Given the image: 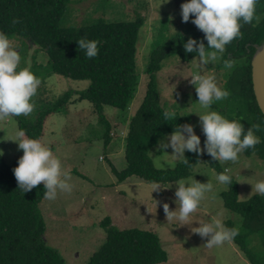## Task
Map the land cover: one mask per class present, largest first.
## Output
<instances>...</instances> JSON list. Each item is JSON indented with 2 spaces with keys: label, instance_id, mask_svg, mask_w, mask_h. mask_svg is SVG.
<instances>
[{
  "label": "rangeland",
  "instance_id": "1",
  "mask_svg": "<svg viewBox=\"0 0 264 264\" xmlns=\"http://www.w3.org/2000/svg\"><path fill=\"white\" fill-rule=\"evenodd\" d=\"M186 2L188 0H72L60 18L59 23L63 26L88 24L99 17L119 20L141 15L144 18L136 39L135 66L140 77L134 96L124 110L109 105L102 107V114L110 126L109 141L105 143V126L99 121L92 103L85 99L75 100L77 94L60 111L46 116L40 134L35 138L52 148L62 166L69 171L72 178L70 183L74 186L71 193L58 192L55 200L43 198L38 203L46 224L43 237L47 243L59 249L66 264L87 263L104 239L105 233L99 222L105 216L120 229L140 227L154 230L166 251V260L155 264H249L232 241L208 248L206 242L210 237H201L192 232V228L199 227L200 222H211L213 218L222 223L224 219H232L237 228L242 221L239 214L223 206L220 193L225 184L217 180V174L206 161L200 160L193 165L187 177L166 184L146 182L135 176L117 182L110 168L113 165L120 170L125 166L124 134L127 122L146 93V66L152 49L175 32L190 35L198 30L192 22L194 15L190 16L188 22H183L181 6ZM8 37L20 53L19 67L29 68L42 80L33 98V112L22 117L33 120L39 109L66 91L88 87L89 80L72 79L52 72L48 54L43 48L15 34ZM218 55L216 62L201 66L198 55L183 60L174 53L163 60L162 68L157 73L162 107L170 115H178L194 126L201 138V147L205 145L206 136L198 113L216 111L224 114L212 105L209 109L201 107L196 86L191 80L198 74L213 76L218 86L223 88L231 69L225 68L224 64L219 65L223 54ZM230 60L233 66L236 65L237 58ZM18 132L16 116L0 121V154L6 163H11L22 151L19 142L14 141ZM172 133L162 135L147 147L154 165L157 167L159 163L158 168H172L165 162L163 152L157 150L158 141L166 135L170 137ZM167 152V158L171 159L173 149L169 147ZM221 165L224 169H230L229 174L237 181L239 200L251 196L253 184L264 180V160L254 153L247 155L241 152L236 162ZM181 180L186 184L210 181L213 185L212 190L205 194L198 211L190 217L192 223L183 226L175 221L168 222L163 209L164 203H168L171 210L178 207L175 192ZM157 184L168 188L153 191ZM148 207L152 213L147 211ZM254 235L258 234L247 237L248 246L255 251L258 250L256 245L263 249L259 238ZM252 236L253 241H250Z\"/></svg>",
  "mask_w": 264,
  "mask_h": 264
},
{
  "label": "trees",
  "instance_id": "2",
  "mask_svg": "<svg viewBox=\"0 0 264 264\" xmlns=\"http://www.w3.org/2000/svg\"><path fill=\"white\" fill-rule=\"evenodd\" d=\"M70 1L0 0V31L6 35L15 34L43 48L48 54L52 72L90 81L87 88L68 90L55 101L47 103L33 120L16 116L18 129L28 138H37L46 116L60 111L77 94L75 100L85 99L94 106L99 121L105 126L107 143L110 126L102 114V107L109 105L124 110L134 96L140 77L135 66L136 39L144 18L141 15L119 20L99 17L88 24L60 25V18ZM256 14L261 17L260 23L256 26H253L255 21L244 24L242 37L226 45L222 53L219 65L230 58H237V63L231 68L222 88L228 90L230 96L212 106L221 110L226 118L239 120L244 125L245 133L252 128L259 143L243 152L247 155L254 153L264 160V115L253 94L250 65L255 44L264 41V0H258ZM13 19H18L19 23L12 24ZM81 38L98 42L96 57L89 59L84 50H79L78 40ZM190 38L198 42L203 40L207 47L205 33L198 29L190 35L175 32L152 49L146 66V93L127 122L124 134L125 166L117 170L110 165L117 182L135 176L146 182L166 184L190 175L192 166L200 160L206 161L217 176L224 172L219 161L207 151L199 155L186 150L184 155L189 164L178 161L174 168L156 167L148 153L147 147L154 140L174 132L178 125L187 124L184 118L170 115L162 107L157 73L162 68L163 60L174 53L183 60L197 55L185 50L184 45ZM165 113H168L167 118ZM256 125L259 127H254ZM22 155L23 150L11 163H6L0 154V264H66L59 249L47 243L43 237L46 224L38 203L44 198V184L24 193L19 188L14 169ZM231 177L232 183L225 184L220 196L223 206L239 214L242 219L239 234L232 242L249 264H264V197L252 194L245 200H239L237 181ZM223 224L228 228H237L229 218L224 219ZM99 226L105 233L104 239L86 264H155L166 260V251L154 230L140 227L120 229L108 216L99 222ZM254 233L258 234L254 236L259 238L263 249L256 244L257 251L248 246L246 239Z\"/></svg>",
  "mask_w": 264,
  "mask_h": 264
},
{
  "label": "clouds",
  "instance_id": "3",
  "mask_svg": "<svg viewBox=\"0 0 264 264\" xmlns=\"http://www.w3.org/2000/svg\"><path fill=\"white\" fill-rule=\"evenodd\" d=\"M257 3L258 0H188L183 3L181 6L183 22H188L190 16L194 15L195 19L192 22L205 33L208 41L206 47L203 40L198 42L190 38L184 45L186 52L197 53L201 66L216 62L219 59L218 54L225 52L226 45L242 37L241 28L244 24H252L255 21L253 26H256L260 23L261 17L256 14ZM17 23L18 19L12 20V24ZM78 48L84 50L89 59L98 55L97 41L81 38L78 40ZM20 63L19 51L8 35L0 31V121L12 116H27L34 110L33 98L37 95L42 80L29 68H20ZM224 67L231 69L233 62L230 59L225 60ZM191 83L196 86L199 104L204 109H209L214 102L230 96L228 90L218 86L213 76L198 74L192 77ZM198 114L206 136L204 147H201V138L196 134L192 124L178 125L170 137L166 135L157 143V150L163 152L165 162L173 168L177 161L184 165L189 164L184 155L186 150L199 155L207 151L213 159L224 164L236 162L241 152L254 148L259 143L252 128L245 133L244 125L239 120H230L216 111ZM164 115L168 117V113ZM14 141H18L19 149L23 150L18 166L14 169V175L23 193L31 191L41 183L46 189L45 199L55 200L58 192L73 191L69 171L62 166L61 160L54 155L49 145L39 139L26 137L23 131L17 133ZM169 147L173 149L171 159L167 158ZM230 171L225 168L224 172L217 176V180L221 184H231L232 177L226 174ZM177 184L175 196L178 207L171 210L169 204L164 203L166 219L168 222H178L180 226L190 225L192 223L190 217L198 211L205 194L212 190L213 185L210 181L186 184L183 180ZM163 188L168 187L157 184L153 191ZM252 194L264 197V180L253 184ZM147 211L152 213L149 207ZM192 232L201 237H210L206 246L212 248L222 246L226 242L230 243L239 234V229L228 228L221 220L213 218L211 222H200V226L192 228Z\"/></svg>",
  "mask_w": 264,
  "mask_h": 264
},
{
  "label": "water",
  "instance_id": "4",
  "mask_svg": "<svg viewBox=\"0 0 264 264\" xmlns=\"http://www.w3.org/2000/svg\"><path fill=\"white\" fill-rule=\"evenodd\" d=\"M250 65L253 94L261 113L264 115V41L255 44Z\"/></svg>",
  "mask_w": 264,
  "mask_h": 264
}]
</instances>
